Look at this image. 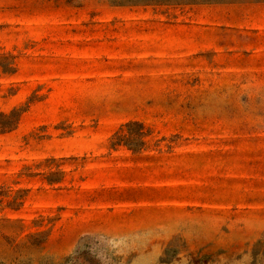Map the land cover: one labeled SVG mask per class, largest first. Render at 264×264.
I'll return each mask as SVG.
<instances>
[{"label":"rangeland","instance_id":"1","mask_svg":"<svg viewBox=\"0 0 264 264\" xmlns=\"http://www.w3.org/2000/svg\"><path fill=\"white\" fill-rule=\"evenodd\" d=\"M13 112L0 264H264V0H0Z\"/></svg>","mask_w":264,"mask_h":264},{"label":"trees","instance_id":"2","mask_svg":"<svg viewBox=\"0 0 264 264\" xmlns=\"http://www.w3.org/2000/svg\"><path fill=\"white\" fill-rule=\"evenodd\" d=\"M18 116L13 112L8 117L4 115H0V120H4L0 122V129L11 128L17 122Z\"/></svg>","mask_w":264,"mask_h":264}]
</instances>
